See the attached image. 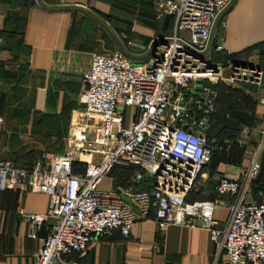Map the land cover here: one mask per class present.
I'll return each mask as SVG.
<instances>
[{
	"label": "built area",
	"instance_id": "1",
	"mask_svg": "<svg viewBox=\"0 0 264 264\" xmlns=\"http://www.w3.org/2000/svg\"><path fill=\"white\" fill-rule=\"evenodd\" d=\"M231 1L156 0L154 19L171 16V31L146 43L141 58L119 49L90 55L65 152L47 160L42 154L27 170L0 162V192L22 187L48 198L45 212L22 214L34 231L48 228L33 264H83L93 237L117 230L127 238L150 213L158 233L168 226L206 230L227 264H264V203L242 201L260 169L256 159L239 181L213 184L216 196L233 201L223 229L214 218L222 202L186 200L211 159L205 129L215 111L213 82L259 85V70L228 61L223 76L222 64L211 61L223 50L215 26ZM122 163L136 165L143 178L133 180L135 187L100 192L101 180ZM143 180L148 187L138 189Z\"/></svg>",
	"mask_w": 264,
	"mask_h": 264
},
{
	"label": "crops",
	"instance_id": "2",
	"mask_svg": "<svg viewBox=\"0 0 264 264\" xmlns=\"http://www.w3.org/2000/svg\"><path fill=\"white\" fill-rule=\"evenodd\" d=\"M117 6L118 0H0V97L4 101L0 107V162L27 170L42 154L47 160L63 151L71 122L82 109L78 102L80 75L92 53L107 54L116 48L133 58L146 54L142 48L146 42L141 38L121 45L123 30L116 25ZM215 27V36L222 38L219 53L227 61L260 71L256 94L264 99V0H232ZM144 29L154 32L152 27ZM253 114L255 129L264 137V105H255ZM254 159L263 176L257 188H245V204L264 203L260 194H249L252 189L264 192V152ZM132 173L127 168H114L111 177L101 180L98 190L115 193L131 186L137 178L131 177ZM239 173L235 168L208 165L188 194V202L209 199L223 203L214 214L218 230L223 229L226 206L233 201L216 196L213 184L219 178L239 181ZM136 187L140 189V185ZM47 207V196L25 192L22 187L0 192V264H33L48 228L43 224L34 231L22 214L43 213ZM151 217L152 213L146 220L134 222L127 238L117 230L93 237L80 261L227 264L223 251L206 230L168 226L158 233Z\"/></svg>",
	"mask_w": 264,
	"mask_h": 264
},
{
	"label": "rangeland",
	"instance_id": "3",
	"mask_svg": "<svg viewBox=\"0 0 264 264\" xmlns=\"http://www.w3.org/2000/svg\"><path fill=\"white\" fill-rule=\"evenodd\" d=\"M155 2L156 0H149V2L147 0H118V12L115 20L118 28L123 30V35L120 37L122 42H120L121 45L126 46V42L138 40L139 38L149 43L153 37L167 34L171 31V23L167 31L162 30L164 18L166 16L160 19H154L155 14H157ZM145 27H152L154 32L144 29ZM138 30L144 31L145 35H140V33L137 32ZM154 45L153 42L152 48ZM129 46L133 47V45ZM211 61L213 63L220 62L222 64L221 74L226 76L228 71L226 67L229 62L224 55L218 52L214 53L211 55ZM234 65L236 64L234 63ZM249 68L258 70L256 67L250 65ZM213 83L216 92V110L205 129L206 143L212 154L209 165L217 164L238 169L240 172L239 179H241L249 162L254 160V157L258 154L264 152V137L260 134L261 130L255 129L256 125L253 123L254 107L260 104V98L256 94L258 85L234 84L225 80H217ZM3 102V99L0 97V107ZM127 113L126 110L125 118ZM63 147V151L59 155L65 152V146ZM118 167L132 170L133 173L131 177L134 176L133 178H143L142 171L134 164L124 165V163H122L114 166V168ZM112 174L113 170L109 177H111ZM262 176L259 169L256 176L249 181L248 187L254 186L252 188H257L256 183L258 180H261ZM130 180L131 178L129 181ZM142 187H144L143 183L140 184V188ZM249 189L250 188H248V190ZM256 193L264 197V192L262 191L256 192L252 189V192H249V194L253 195H256ZM258 199L261 200L262 198L259 197ZM98 237L103 236H97V238Z\"/></svg>",
	"mask_w": 264,
	"mask_h": 264
},
{
	"label": "trees",
	"instance_id": "4",
	"mask_svg": "<svg viewBox=\"0 0 264 264\" xmlns=\"http://www.w3.org/2000/svg\"><path fill=\"white\" fill-rule=\"evenodd\" d=\"M170 23H171V26H172V17L171 16H166L165 18H164V22H163V28H162V30L163 31H167L168 29H169V27H170ZM215 105H216V102H215ZM214 113H215V111H214ZM214 113L212 114V116H211V118L213 117V115H214ZM211 156H212V154H211ZM210 162H211V159H210ZM210 162L206 165V166H208L209 164H210ZM206 166H204V167H206ZM29 169V168H28ZM80 168H78V167H76V166H73V170H79ZM113 170V169H112ZM203 170V169H202ZM201 170V171H202ZM80 171V170H79ZM112 172V171H111ZM111 174V173H110ZM147 182V181H146ZM138 185H140V183L138 184ZM137 186V185H136ZM148 187V183L147 184H144V187H142V188H140V189H144V188H147ZM187 197H188V195H187ZM186 200H187V198H186Z\"/></svg>",
	"mask_w": 264,
	"mask_h": 264
}]
</instances>
